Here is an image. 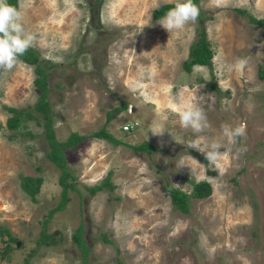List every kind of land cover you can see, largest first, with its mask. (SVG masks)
<instances>
[{
	"label": "rangeland",
	"instance_id": "obj_1",
	"mask_svg": "<svg viewBox=\"0 0 264 264\" xmlns=\"http://www.w3.org/2000/svg\"><path fill=\"white\" fill-rule=\"evenodd\" d=\"M160 2L176 0H17L47 72L53 135L84 138L64 148L76 189H67L64 206L49 215L60 199L59 170L45 155L43 119L33 109L32 65L19 59L0 75V226L19 241L10 240L0 264H21L25 256L28 264H83L71 239L80 222L86 264H264V80L256 74L264 64V27L247 16L264 18V0H198L213 55L210 67L189 71L181 62L198 21L168 33L157 23L162 17L151 16ZM238 57L247 58L246 67L230 70ZM192 103L210 125L202 133L179 121L178 109ZM4 105L32 116L8 129ZM133 120V129L122 128ZM224 124L244 125L246 135L230 143ZM102 126L116 142L90 136ZM161 127L162 135L152 134ZM142 140L154 148L130 147ZM213 140L222 146L215 166L188 147ZM21 174L41 175L35 199L21 189ZM104 177L109 187L90 193ZM191 179L207 180L211 191L190 198L181 212L164 184L189 191ZM42 228L57 230L54 243L36 245ZM8 242L0 233V250Z\"/></svg>",
	"mask_w": 264,
	"mask_h": 264
},
{
	"label": "trees",
	"instance_id": "obj_2",
	"mask_svg": "<svg viewBox=\"0 0 264 264\" xmlns=\"http://www.w3.org/2000/svg\"><path fill=\"white\" fill-rule=\"evenodd\" d=\"M193 2L197 5L198 0H193ZM10 5L17 7V0H8ZM176 2H160L156 4L151 10V16L153 18L162 17L169 9L174 7ZM240 12L244 13L243 10L240 9ZM248 20L251 23L258 24L264 27V18L263 17H255L250 14L247 15ZM205 16L199 14L198 18V27H197V36L196 38L188 45L186 57L182 60L181 65L184 70L189 71L191 66L194 64L205 65L210 67L211 58H212V49L210 47L209 41L206 36L205 30ZM19 59L24 61L27 64L32 65V69L34 72V77L32 78V83L38 89V96L34 103L33 109L38 112L43 121L42 124L44 126V134L46 137V141L48 143V150L45 152L46 157L53 162V164L58 168L59 175L57 181L60 185V199L57 203L48 210V214L50 215L54 210L60 209L64 206V201L67 197V189L73 188L76 189L73 183V175L70 172L65 159L64 148H69L79 143L83 138V134H79L77 132H69L64 140H57L51 128V119L49 115V104L47 99V72L39 61L37 52L33 48H29L28 51L21 56ZM257 77L264 80V64L258 65L256 69ZM5 109L9 112L5 118V125L8 129L14 130L21 126L28 117L32 116L30 112L23 110L22 108H17L14 106L4 105ZM127 104L124 102L120 106L115 109L126 108ZM116 110V111H117ZM112 110H108L105 115V120L108 121L111 118ZM90 136H94L96 138H102L106 140H110L112 142H116V138H114L104 126L92 131ZM130 147L134 151H146L149 152L150 149L154 148L153 144H150L146 140H142L137 144H130ZM196 155L203 158L201 153L195 152ZM42 182L41 175H30V174H21L19 177V185L21 189L31 198L35 199V195L38 192L40 185ZM190 190L185 191L178 187L172 186L170 183H165L164 188L168 193L169 201L173 208L181 211L187 212L189 207V199L190 198H202L206 197L210 194L211 185L205 179L199 180H190ZM109 187V182L107 177L101 179L100 182L93 184L89 188V192H95L103 187ZM78 191V190H77ZM57 230H53L51 232H46L44 228H42L37 236L36 245L39 244H51L55 242V234ZM0 233L6 234L8 244L0 250V258H7L8 250L10 248V240L15 243L16 238L10 234V232L3 226H0ZM83 224L80 222L74 228L71 233V239L75 242L77 247L80 248L83 264H86V255L89 247L86 245L83 236ZM103 240H106L103 237ZM33 250L29 252L32 253ZM21 264H28V257L25 256L22 259ZM117 264H124L122 261H118Z\"/></svg>",
	"mask_w": 264,
	"mask_h": 264
},
{
	"label": "clouds",
	"instance_id": "obj_3",
	"mask_svg": "<svg viewBox=\"0 0 264 264\" xmlns=\"http://www.w3.org/2000/svg\"><path fill=\"white\" fill-rule=\"evenodd\" d=\"M225 2L227 3V0ZM52 4L55 5L56 0H52ZM199 14L200 9L193 0H176L174 7L169 9L157 23L168 33L178 32L189 23L194 24L198 20ZM22 19V13L17 7L10 5L8 0H0V75H6L11 72L19 63V58L35 44L36 35L26 31ZM149 21L150 17L145 26H151ZM247 63L246 57H238L230 66V70L239 69L242 71ZM177 114L181 125L184 128H190L195 133H202L210 127L203 109L195 103L179 108ZM165 131L161 127L152 134L162 135ZM221 131L223 136L233 144L236 143L238 138L246 135V127L244 125L233 127L224 124L221 126ZM188 147L201 153L204 159L213 166L217 164L222 155V146L215 140L205 141L203 144L190 142ZM246 151V147L243 146L238 149L240 154ZM189 157L192 158L191 156Z\"/></svg>",
	"mask_w": 264,
	"mask_h": 264
},
{
	"label": "built area",
	"instance_id": "obj_4",
	"mask_svg": "<svg viewBox=\"0 0 264 264\" xmlns=\"http://www.w3.org/2000/svg\"><path fill=\"white\" fill-rule=\"evenodd\" d=\"M136 125V122L135 121H130V122H126L122 125V128L124 130H130V129H133Z\"/></svg>",
	"mask_w": 264,
	"mask_h": 264
},
{
	"label": "water",
	"instance_id": "obj_5",
	"mask_svg": "<svg viewBox=\"0 0 264 264\" xmlns=\"http://www.w3.org/2000/svg\"><path fill=\"white\" fill-rule=\"evenodd\" d=\"M19 243V241L18 240H16V245Z\"/></svg>",
	"mask_w": 264,
	"mask_h": 264
}]
</instances>
